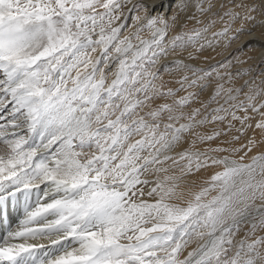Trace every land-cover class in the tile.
I'll list each match as a JSON object with an SVG mask.
<instances>
[{
	"label": "snow or ice",
	"instance_id": "snow-or-ice-1",
	"mask_svg": "<svg viewBox=\"0 0 264 264\" xmlns=\"http://www.w3.org/2000/svg\"><path fill=\"white\" fill-rule=\"evenodd\" d=\"M257 40L255 0H0V264H264Z\"/></svg>",
	"mask_w": 264,
	"mask_h": 264
},
{
	"label": "bare ground",
	"instance_id": "bare-ground-1",
	"mask_svg": "<svg viewBox=\"0 0 264 264\" xmlns=\"http://www.w3.org/2000/svg\"><path fill=\"white\" fill-rule=\"evenodd\" d=\"M262 2H264V0H260L259 2H258V4H260V3H262ZM257 3V2H256ZM257 22L259 21V19H260V17L257 15ZM189 26H191V25H189ZM252 44H253V46L254 47H256L257 49H259V48H261V47H264V45H262L258 40L257 41H253L252 42ZM233 47H235V45L233 46ZM250 50V51H249ZM243 52L244 53H247V55H249V56H252L253 57V59H251V60H248L247 61V63H245V64H242V65H237L238 67H243V68H245V69H247L249 66H252V69H253V74L254 75H258L261 71H264V64H262V63H258V58H259V55H260V52H259V50H257V51H253L251 48H249V47H246V48H244L243 49ZM96 55H99V49L97 50V53H96ZM237 55H241V58H244L243 57V55H242V53H237ZM172 57H169V59H171ZM215 59H219V57H215ZM200 61H202V59L200 60ZM190 63H193V64H196V65H199V64H202L201 62L200 63H198V61L196 60V59H193V60H191V61H189ZM209 62H211V61H209ZM113 71H115V66H113V69H112ZM163 73V72H162ZM165 74V73H164ZM166 75V74H165ZM165 75H163L164 77H165ZM172 77H174V75H171V77L170 78H172ZM112 78H114V76H112V75H110L109 76V82H110V80L112 79ZM167 79V78H166ZM177 79H178V77H177ZM170 81H172V83H173V81H175L174 79L173 80H170ZM159 83V82H158ZM238 83H239V81H238ZM174 84V83H173ZM171 85V84H170ZM178 85L175 83V87H177ZM182 93V92H181ZM178 95H180V93L178 94ZM194 106H196V105H194ZM147 110V109H146ZM141 114V113H140ZM143 114V113H142ZM240 125H239V123L238 122H236V127H239ZM252 130V129H251ZM8 131L9 132H11V131H14L13 129H8ZM253 131V130H252ZM250 133H252V132H250ZM249 132H248V135L250 134ZM252 134H254L256 137H257V139L259 140L260 139V135H259V130L257 129V130H255V133H252ZM252 136V135H251ZM245 138H246V141H247V137L246 136H244ZM242 138H243V136H242ZM251 138V137H250ZM134 139V138H133ZM135 139H137V137L135 138ZM242 140H244V139H242ZM240 141H241V139H240ZM239 141V142H240ZM240 143H242V142H240ZM243 143H244V141H243ZM245 144V143H244ZM238 146H239V144H237ZM263 145V147H264V144H262ZM261 145V146H262ZM262 147V148H263ZM261 148V147H260ZM257 149V148H256ZM261 150H263L264 151V149H261ZM8 151H9V149L7 148V145H5L4 143H3V141H0V156H3V157H7V153H8ZM41 151H44V149H42V148H40V149H37V152H41ZM252 153V152H251ZM243 154V153H242ZM254 155V154H253ZM249 156H250V154H249ZM245 162H248L247 161V159H246V161ZM211 172V170H209V172H201V173H199L198 175H199V177H200V179L202 180V179H207V176L209 175V173ZM169 174H171V172L169 173ZM257 177H259V176H257ZM151 178H153V177H151ZM155 178V177H154ZM193 179V177H188L187 179ZM198 186H200V185H197L196 187H198ZM181 188L182 189H184V185H181ZM200 188V187H199ZM214 192V191H213ZM215 194V193H214ZM212 197V196H211ZM208 198V197H207ZM257 203H260L259 201L257 202ZM24 218V213H23V208H22V206L19 208V209H17V210H13V211H11V216L10 217H4V216H2V215H0V237H6V235H7V233L9 232V231H16V230H18L19 229V227H20V224H19V221L20 220H22ZM246 227V226H245ZM5 228H7V230H8V232H6L5 233ZM242 233H243V231H242ZM243 236V235H242ZM208 239H210L209 237H207V236H205L204 237V239H200L196 244H195V247L191 250V251H193L194 249H196L197 247H198V245L199 244H203L204 243V241L205 240H208ZM14 242H17V243H42V244H47L48 243V241L46 240V239H44V238H35V239H32V238H29V239H27V240H23V239H18V240H16V241H14ZM191 243H194V242H191ZM190 244H189V248H190ZM184 251H185V249H184ZM183 251V252H184ZM184 254V253H183ZM182 254V255H183ZM185 255V254H184ZM188 254H186V256H187Z\"/></svg>",
	"mask_w": 264,
	"mask_h": 264
},
{
	"label": "rangeland",
	"instance_id": "rangeland-1",
	"mask_svg": "<svg viewBox=\"0 0 264 264\" xmlns=\"http://www.w3.org/2000/svg\"><path fill=\"white\" fill-rule=\"evenodd\" d=\"M260 0H255V2H257V4H258V2H259ZM255 15V14H254ZM250 51V50H249ZM204 55H207V53H205ZM198 61V63H202L203 62V60L202 61H200V60H197ZM163 71H161V73H160V75H161V78L164 80V81H170V80H176L177 79V77L178 76H174V77H172V78H170L171 77V75L169 74V73H166V72H163ZM166 75H165V74ZM163 75H165V77L163 76ZM167 78V79H166ZM245 79H247V77H245ZM159 81H157V83H158ZM172 82V81H171ZM174 83V84H173ZM173 83H170L168 86H171V87H175V81H173ZM184 93L182 92V93H180V95H183ZM163 102H170V100L169 101H164V100H158L156 103H163ZM196 106H198V105H196ZM144 111H147L146 109H143V110H140V113H141V115H143L142 113H144ZM146 119H147V117H145ZM257 119H258V117H257ZM254 123V122H253ZM240 127V126H239ZM239 127H237V128H239ZM248 132L250 133V132H252V133H254L251 129H249L248 131H247V134H246V137H247V139L248 138H250V137H252L254 134H252V133H250L249 135H248ZM233 134H235V132H233ZM252 135V136H251ZM137 137V139H139L140 137L139 136H136ZM136 137H133L134 139L133 140H135V138ZM257 138V137H256ZM241 141L240 142H242V143H240V142H238V144L240 145V144H244V143H246L247 141H246V138L243 136V138H242V136H241ZM242 139H244V140H242ZM243 141H244V143H243ZM238 146V145H237ZM261 147V148H260ZM260 147H258L257 149L255 148V149H253V151H252V153L250 152L249 154H250V156H252L253 154L255 155V154H257L258 152H260V151H263V150H261V149H264V147H263V145L262 146H260ZM263 147V148H262ZM242 154V153H241ZM249 156V157H250ZM161 175H164V174H161ZM260 177H257V179H259ZM151 179H155L154 177L153 178H151ZM188 180H191V178L190 179H188ZM204 181H205V179H200L199 181H198V184L197 185H203V186H206V184H204ZM181 185H184L183 183L181 184ZM200 186H198V187H195V188H193L192 189V191H199V187ZM217 192H218V189L217 190H214V192L212 191V192H210L209 193V195H208V198L206 197V199H211V196H215V195H217ZM215 193V194H214ZM258 202V201H257ZM244 233H242V231L239 233V235H238V238H239V236H242ZM200 239H197V238H193V240H192V242H194V243H190V248H189V244H188V246L185 248V251L184 252H182V254H181V256H180V258L181 259H183L184 257H186V254H188V252H190L194 247H195V244L199 241Z\"/></svg>",
	"mask_w": 264,
	"mask_h": 264
}]
</instances>
